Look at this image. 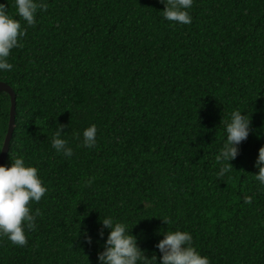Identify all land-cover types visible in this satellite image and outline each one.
I'll return each instance as SVG.
<instances>
[{"label": "trees", "instance_id": "16d2710c", "mask_svg": "<svg viewBox=\"0 0 264 264\" xmlns=\"http://www.w3.org/2000/svg\"><path fill=\"white\" fill-rule=\"evenodd\" d=\"M46 2L28 26L14 0H0L26 29L12 70L0 71L17 103L3 164L23 157L48 189L31 204L41 214L28 243L0 238V264H98L104 217L127 224L153 264L161 231L176 230L190 232L211 264H264V186L255 179L264 0H194L188 25L165 20L160 0ZM11 104L0 91V156ZM235 110L252 131L232 164L222 163ZM93 124L97 143L87 148L82 133ZM61 125L70 158L52 147Z\"/></svg>", "mask_w": 264, "mask_h": 264}, {"label": "clouds", "instance_id": "9594fccd", "mask_svg": "<svg viewBox=\"0 0 264 264\" xmlns=\"http://www.w3.org/2000/svg\"><path fill=\"white\" fill-rule=\"evenodd\" d=\"M166 7L162 10L165 20L179 25L192 23L190 9L194 0H160ZM16 14L28 26L36 23L38 10L46 11V0H14ZM26 35V29L20 21L9 14L6 3H0V71H11L13 64L9 62L11 51L21 46V38ZM251 119L246 112L235 110L230 114L227 123V139L216 159L220 162L235 160L239 154V146L245 141L251 129ZM64 125H61L52 138V147L57 153L65 157L73 156V149L63 138ZM97 127L90 125L82 133V145L87 148L95 147L97 143ZM79 137V134H77ZM232 164V163H231ZM255 166L259 169L255 179L264 186V146L259 149ZM230 169L223 166L218 175L223 177ZM91 183V180L87 181ZM48 189L38 174V168L25 163L23 157L11 158V166L0 164V238H7L13 245L23 247L28 243L27 231L36 227V218L41 214L39 209L32 212L31 204L39 203ZM245 202L252 203V197H245ZM168 225L169 218H162ZM102 228L100 237L104 236V229H108L107 239L103 243V250L98 253V264H153L151 258L145 255V250L138 244L137 236L133 235L127 224L112 217L101 218ZM161 231V230H160ZM163 239L155 245L162 254L156 256L155 264H211L207 255L194 246L190 232L161 231ZM87 242L92 243V237L85 233Z\"/></svg>", "mask_w": 264, "mask_h": 264}, {"label": "water", "instance_id": "95a60500", "mask_svg": "<svg viewBox=\"0 0 264 264\" xmlns=\"http://www.w3.org/2000/svg\"><path fill=\"white\" fill-rule=\"evenodd\" d=\"M0 91H5L11 96L12 104H11V116H10V125L7 133V137L3 146L2 154L0 156V164H3L8 156L10 142L13 137L14 129H15V121H16V94L11 86H9L5 82H0Z\"/></svg>", "mask_w": 264, "mask_h": 264}]
</instances>
